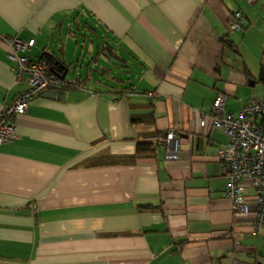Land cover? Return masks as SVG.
Listing matches in <instances>:
<instances>
[{"label": "crops", "instance_id": "obj_1", "mask_svg": "<svg viewBox=\"0 0 264 264\" xmlns=\"http://www.w3.org/2000/svg\"><path fill=\"white\" fill-rule=\"evenodd\" d=\"M239 2L0 0V106L27 88L2 36L33 38L23 54L46 52L86 82L32 100L18 139L0 145V264H264V232L232 223L223 196L227 136L198 126L218 94L237 113L263 82L262 0ZM237 10L242 32L228 27ZM106 51L126 67L109 85L89 71H107ZM142 141L155 152L136 158Z\"/></svg>", "mask_w": 264, "mask_h": 264}, {"label": "built area", "instance_id": "obj_2", "mask_svg": "<svg viewBox=\"0 0 264 264\" xmlns=\"http://www.w3.org/2000/svg\"><path fill=\"white\" fill-rule=\"evenodd\" d=\"M262 8L264 10V0ZM243 20L240 10L233 12L229 30L242 32ZM1 40L7 47L6 57L16 81L25 80L27 88L0 106V145L18 139L14 118L24 114L30 102L42 93L51 89L86 88L85 80L61 77V73L48 69L38 59L23 54L34 44L33 38L24 41L16 36H2ZM224 98L223 94H218L209 114L200 113L198 126L203 128L208 120L211 128L220 129L227 136L226 143L215 151L227 178L223 196L230 202L232 223L246 218L250 235L258 236L264 232V96L251 98L237 113L224 110ZM161 143L167 144L166 149L171 156L177 154L178 139L173 130L166 132ZM233 227L230 224L223 236L233 238Z\"/></svg>", "mask_w": 264, "mask_h": 264}, {"label": "rangeland", "instance_id": "obj_3", "mask_svg": "<svg viewBox=\"0 0 264 264\" xmlns=\"http://www.w3.org/2000/svg\"><path fill=\"white\" fill-rule=\"evenodd\" d=\"M239 2V0H238ZM242 2H239V5H241ZM264 18V15L261 14V16H259V20L261 21ZM238 33V32H236ZM79 37V35H78ZM263 50V49H261ZM101 65H104L103 67L107 68V71H105L104 74H100V67L96 68L94 66V64H92L89 67V71L90 73L93 75V77H96L100 82H102V84L104 85H109V83L114 82L117 83L116 78H120L121 80L123 79L125 73L124 71L126 70V67H123L122 62L118 59L115 58V56L109 55L108 52H105V58H102L101 60ZM75 64L71 67V70L74 68ZM79 67L77 68L76 73H80L83 74L85 73L86 69H87V63H83L80 62ZM71 73V71H70ZM120 82V81H119ZM125 82V81H124ZM91 83H94V81H92ZM123 83V82H121ZM90 84V82H89ZM113 84V83H112ZM253 89V94H252V98H256L260 95L264 94V83L263 82H259L256 81V83L254 84V86H252Z\"/></svg>", "mask_w": 264, "mask_h": 264}, {"label": "trees", "instance_id": "obj_4", "mask_svg": "<svg viewBox=\"0 0 264 264\" xmlns=\"http://www.w3.org/2000/svg\"><path fill=\"white\" fill-rule=\"evenodd\" d=\"M264 53V52H263ZM38 61L44 63L48 69L55 71V72H63L64 69L66 68L62 62L57 61L54 57L50 56L46 52H44L41 57L38 59ZM262 77L261 80L264 83V71L262 70ZM156 143V142H155ZM154 142L151 141H142L138 142L136 144V149L134 153V157H147L151 156L155 152V144ZM148 207V205L144 206Z\"/></svg>", "mask_w": 264, "mask_h": 264}, {"label": "water", "instance_id": "obj_5", "mask_svg": "<svg viewBox=\"0 0 264 264\" xmlns=\"http://www.w3.org/2000/svg\"><path fill=\"white\" fill-rule=\"evenodd\" d=\"M66 74V68L64 69V71L60 74L61 77H64ZM46 95L50 96V97H60L63 96L65 91H61V90H55V89H51L45 92Z\"/></svg>", "mask_w": 264, "mask_h": 264}]
</instances>
